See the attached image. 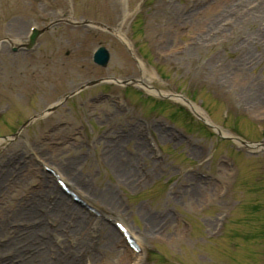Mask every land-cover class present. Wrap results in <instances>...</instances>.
Returning a JSON list of instances; mask_svg holds the SVG:
<instances>
[{"label":"rangeland","instance_id":"1","mask_svg":"<svg viewBox=\"0 0 264 264\" xmlns=\"http://www.w3.org/2000/svg\"><path fill=\"white\" fill-rule=\"evenodd\" d=\"M31 27L45 31L29 53ZM97 80L129 85L41 117ZM229 138L264 142V0H0V217L44 188L51 245L79 264H264V149ZM72 206L88 218L76 236Z\"/></svg>","mask_w":264,"mask_h":264},{"label":"bare ground","instance_id":"2","mask_svg":"<svg viewBox=\"0 0 264 264\" xmlns=\"http://www.w3.org/2000/svg\"><path fill=\"white\" fill-rule=\"evenodd\" d=\"M174 100L180 101V99L176 98H174ZM190 108L193 112L196 113V109L193 106H191ZM117 154L118 153H115L114 150L112 155L108 159L112 163H114L112 157ZM22 170L27 171L25 168H22ZM60 181L63 182L65 180H62L60 178ZM63 183L73 191V189L68 184H66L65 182ZM3 184L4 182L0 181V188L3 187ZM46 184L51 188L49 182L42 183V186L44 187V185ZM46 190L48 189L43 188L41 192L38 193V196L28 201V206H20L14 212L18 215L13 218V220H15L13 222L15 223L16 221H20L21 224H26L23 229L17 227L16 230H13V227H11L9 224V222H13L10 221V219L8 221L7 216L9 217V214H12L15 209L11 210V213H9V211H7L6 213L5 211L3 212L5 214L0 217V239L1 235L3 234L6 235L12 233L16 235L13 236L7 243L0 242V264H79L74 257L72 259L70 251H62V249L56 250L51 245L55 240L50 234H54V231H49V229L44 227V224H42V219L45 216L40 211L42 210V199L44 198V193L46 192ZM48 191H51L52 193V190ZM108 197V194H106L104 198L106 199ZM110 205H112V203ZM61 210L62 209H60L58 205L52 209V211L56 213H59ZM64 216H69L68 220L70 219V217L75 219V221L72 223L74 228L73 230H75V236L76 234L79 235L83 233L85 225L86 223H88V218L84 215V213H82V211L72 206V208L68 210L66 209L64 214L60 216L63 222L65 220ZM33 222L35 223V226L29 227V223L32 224ZM20 238L23 239L21 240ZM107 244L116 246L117 241H108ZM84 248H86L85 243H80V245L78 246V250Z\"/></svg>","mask_w":264,"mask_h":264},{"label":"water","instance_id":"3","mask_svg":"<svg viewBox=\"0 0 264 264\" xmlns=\"http://www.w3.org/2000/svg\"><path fill=\"white\" fill-rule=\"evenodd\" d=\"M42 32H43V31H37V30H35V29L32 30V35H31V38H30L29 46H32V45L34 44L36 38H37ZM93 62H94L96 65H98V66H100V67H102V68H105V67L107 66L108 62H109V53H108L104 48H99V49L95 52V54H94V56H93ZM99 82H100V81H96V82L89 83V84H87L86 86L82 87L80 90H82V89H84V88H86V87L94 86V85L98 84ZM131 82L133 83L134 81H131ZM116 83H118V82L116 81ZM120 84H121V85H129V83H120ZM143 87H145V86H143ZM145 88L149 89L148 87H145ZM80 90H79V91H80ZM157 93H158V96L161 97V98H166V99H172V98H173V97H167V96L164 97V96L161 95V93H159V92H157ZM174 98H179V99H181L184 103L190 105L189 101H187V100H186L185 98H183V97L175 96ZM51 110H52V109L47 110L46 113H49ZM212 129H214V130L217 131V129H215V128H213V127H212ZM219 136H220V135H219ZM240 143H241L242 145H244L245 147H249V146H251V145L246 144V143H243V142H240ZM252 147H264V143L256 144V145H252ZM69 195H70V193H69ZM71 196H72V195H71ZM124 235H125V237H126L128 240L131 241V238H130L126 233H124ZM133 245H134V243H133Z\"/></svg>","mask_w":264,"mask_h":264},{"label":"flooded vegetation","instance_id":"4","mask_svg":"<svg viewBox=\"0 0 264 264\" xmlns=\"http://www.w3.org/2000/svg\"><path fill=\"white\" fill-rule=\"evenodd\" d=\"M56 24H57V23H56ZM23 46H25V45H23ZM32 51H33V49H31V50L29 51V53H31ZM24 52H25V50H24ZM34 74H35V73H34ZM80 93H81V92H80ZM80 93H79V94H80Z\"/></svg>","mask_w":264,"mask_h":264}]
</instances>
